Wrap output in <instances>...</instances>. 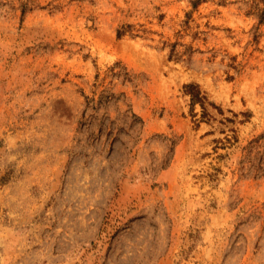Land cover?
Listing matches in <instances>:
<instances>
[{"label":"rangeland","instance_id":"374dc122","mask_svg":"<svg viewBox=\"0 0 264 264\" xmlns=\"http://www.w3.org/2000/svg\"><path fill=\"white\" fill-rule=\"evenodd\" d=\"M0 264H264V0H0Z\"/></svg>","mask_w":264,"mask_h":264},{"label":"trees","instance_id":"16d2710c","mask_svg":"<svg viewBox=\"0 0 264 264\" xmlns=\"http://www.w3.org/2000/svg\"><path fill=\"white\" fill-rule=\"evenodd\" d=\"M194 99H198L199 101H201V99L198 95H194Z\"/></svg>","mask_w":264,"mask_h":264}]
</instances>
